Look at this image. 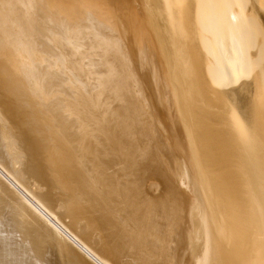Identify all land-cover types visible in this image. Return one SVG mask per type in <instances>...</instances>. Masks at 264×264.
<instances>
[{
  "label": "bare ground",
  "instance_id": "6f19581e",
  "mask_svg": "<svg viewBox=\"0 0 264 264\" xmlns=\"http://www.w3.org/2000/svg\"><path fill=\"white\" fill-rule=\"evenodd\" d=\"M258 2L0 0V264H264Z\"/></svg>",
  "mask_w": 264,
  "mask_h": 264
},
{
  "label": "rangeland",
  "instance_id": "374dc122",
  "mask_svg": "<svg viewBox=\"0 0 264 264\" xmlns=\"http://www.w3.org/2000/svg\"><path fill=\"white\" fill-rule=\"evenodd\" d=\"M263 2H264V0H263ZM259 3L261 4V2H258V3H257V6H259V7H262V6H263V7H264V3H262L261 5H260ZM255 23H259V22L256 21ZM250 24H251L252 28L254 29V31H255L256 33H258L259 31H257V26H256L257 24L255 25L253 22H250ZM258 25H259V24H258ZM258 28L260 29L259 26H258ZM259 33H260V35H261V32H259ZM259 33H258V34H259ZM262 36H263V35H261V37H262ZM259 37H260V36H259ZM260 41H261V40H260Z\"/></svg>",
  "mask_w": 264,
  "mask_h": 264
}]
</instances>
